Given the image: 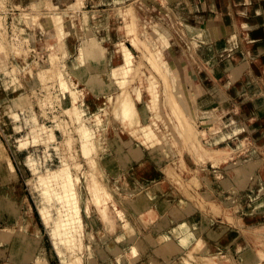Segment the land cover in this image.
<instances>
[{
  "label": "rangeland",
  "instance_id": "rangeland-1",
  "mask_svg": "<svg viewBox=\"0 0 264 264\" xmlns=\"http://www.w3.org/2000/svg\"><path fill=\"white\" fill-rule=\"evenodd\" d=\"M195 1L197 2V6L189 2V0H165L164 4L157 0H119L117 2L115 0H85L84 4L76 7L74 4L76 3V0H0V33L4 39V43H0V45L2 44V46H0V147L9 157L19 181V191L14 188L13 178H11L10 174H8L9 179L6 183V170L1 166L3 160L0 157V227L10 225L9 227L12 228L11 231H13L10 232V237L6 241L0 242V262L13 264L7 261V257L14 253V248L21 246L22 249H25V252L27 249L32 251L29 261L25 264H100L94 257V253L96 252L102 258L101 264L121 263L117 255L120 253V250L113 247L112 239L103 241L100 237L102 232H106L100 225H98L99 220L103 226H108V223L110 222L107 223L105 219H103V215L100 214L95 207L91 204L88 205V194L86 191L87 189H85L87 183L85 182L90 179L89 176L87 177V173L90 175V172H88L89 169H93L95 166H98L99 169L95 167L92 174L94 175L96 170H98L96 173L101 172L103 180H106L104 184H108L106 186L109 187L111 192L115 195H122V192L119 193L118 189L122 187L121 189L124 190L127 186L126 189L128 188V191L125 190V193H123L124 196L126 195V197L132 199L136 196V192L141 189L140 191H142L146 201L151 199L150 202H152L154 201V198L151 197V191H156L157 193L155 192L154 194L159 196V189L161 187H168L170 194L178 191L180 196L187 197L190 195L193 197V199L191 198L189 201L186 199V202L184 201L185 203L181 205H178V203L174 205L169 204L168 199L159 200L155 202L153 206L154 208H151L157 212H153L155 217L152 214H148V217L153 216V219L156 218L157 214H160L162 219L165 218V215L166 217L167 215H171L174 210L180 212V214H187V212L190 211L189 209H195L198 212L194 218L197 219L196 223L201 225L191 230L194 238L189 245L185 247H180L178 245V247H180L178 252L177 250H173V245L169 243L165 248V250H168V254H166L167 256H164L165 250L161 251L162 249L160 250L158 244L155 243L156 241H153L156 239L154 238L155 235L157 237V234L164 233L165 237H167L165 238L167 241H176V239L173 238L174 236L172 237V235L169 234L170 231H166L167 228L164 229L162 226L163 224L159 221V224L158 222L155 223L156 228L159 231L151 230L147 233V236H145V234L140 231L138 223H142L146 226L147 224H145V222H148L145 220L147 214L139 215L133 210L130 204H124L125 215L129 219L131 218L129 217L128 210L135 213L133 214L135 215L133 216V220H131L135 225L136 232L140 239L139 241H142L143 243L141 242V244H144L146 247L145 249L143 246L139 245V247H142L144 250L138 248L137 251L141 260H147L150 257L157 260L159 264H169L168 262L170 261H174L173 263L176 264H182L181 261H183L182 258L185 253H187L190 247L195 244L198 237H203L204 233L208 232L211 236L215 235L218 240L213 244L209 237L204 236L208 240L206 245L216 246V250L225 256L229 254L227 257H229L228 259H230L231 264H241L243 262L241 257H244L245 254L250 255L251 253L255 257H262V259H260L261 262L264 261V228H255L257 225L263 226L264 218L251 222L250 217L252 213L248 210L253 202H255L258 197L262 196L261 194H263L264 190L263 184L261 185V183L258 182V184L255 183L257 179L254 172L260 164H257L255 161L256 159L252 157V155H256V149L254 150V147L257 146L255 144V140L257 139L254 137L255 132L247 129L245 133H243L242 140L239 137L240 132H234L232 135L225 137L218 134L216 135L217 131L210 132L212 126L216 130L218 129L217 122L220 121V118L216 117L211 110L218 107L215 106V108L209 110L212 115L210 121H207L206 124L200 123L198 119H195L194 105H191L190 103L193 95L191 94V86L189 85L192 80L195 81L197 78L195 67L189 57V52L193 53L195 51L200 58L206 61V63L209 61L208 66L204 64L202 65V69L209 80L204 79L199 74L200 81L209 88L212 86H218L224 93L226 100H229V102L232 103L237 114L239 116H248L249 121L246 122V124L254 126L258 123V120H256L258 115L260 117L264 114V105H262V99H264V0H236L238 1L237 4H234L235 1H233V3L231 2V6L235 9L234 11H236V8L240 9L239 18L242 19V21L247 22L250 25L248 27H250L251 30L247 28L245 23L241 22V24L243 23V25L246 26L243 27L241 31L240 25L236 23V20H234L233 16L230 14L233 28L240 40V47L238 50L231 52L232 65L226 70H223L220 67L211 45L207 42L202 43L200 40L201 35H203L202 32L201 35H199L196 30H194V28H197V26H194V23H199L200 18H202L198 17L199 13L197 11L199 8L198 6L200 5V0ZM224 2L226 3V0H224ZM129 3L134 8L140 26L146 30L149 36L161 48L173 71L172 81L175 83V90L182 94L183 105H181V110L185 109V112L190 117V121L194 125L196 132H198L199 137L201 136L204 138L205 135L210 136L215 133L214 137H210L221 141L219 145L221 147V150H219L220 152L212 153L210 155H198L197 158L194 159L195 162L191 159V161L187 162L185 167L181 166L182 168H175V170L168 168H165L164 170L162 169L158 171L159 174L157 179L149 180L146 183H143V177L136 179L138 181L135 182V178L132 175L127 174V170L136 165L138 161L137 159L143 160L149 158L155 168L163 167L166 163L173 159H177L182 155L187 159L188 155L185 148L181 145L177 147L174 145H172L173 147L165 145L162 153H157L158 150L155 148H151L150 153L148 149H145L141 144L139 145L138 142H135L136 147H134V149L139 151V154L136 157L131 151H129L127 146L120 148L118 143L119 141L121 143V140L115 137L111 130L112 118H110V106L113 104L110 102L109 96L112 90H106L107 87H104L106 89L101 87L98 93L94 91L95 94L92 90H89V95L88 93H81L82 95L76 93L78 94L76 96L78 99L77 102L79 103L78 105L83 104V106L88 108L87 111L89 117L92 116L94 118L97 114L100 115L105 122L107 121L106 125L103 126L104 128L101 127L98 131L93 130L94 139L92 143H98L96 144V146L98 145V149L94 144L95 149L92 148L93 151H91V153L88 152V156L89 158L91 157V159H88L87 161V152H84L85 149L82 150L84 147H81L83 146L82 141L80 143L81 139H79L81 136L77 133L78 130H76L78 122L77 124L75 123L76 116L73 114V105L71 104V107L70 103L67 104L66 102L68 99L71 100L69 98L70 93H68V90L73 88L72 90L77 91L86 88L82 78L79 76L80 74L78 75L76 53L78 47L85 44L89 39H87L88 28L92 31L91 33L93 36L96 35V39L103 41L102 43L106 47L105 55L107 54L112 58L111 52L114 48L111 42L114 43L115 41L116 36L114 34L116 29L113 26H110V23L115 24L119 21V13L117 9L114 8L117 5L124 4L131 6ZM52 5H55L56 7L51 11L50 7ZM34 6L36 8L31 9V7ZM64 8H66V11L71 15V18L66 20L65 24L70 30L78 31V36L73 43L74 52L66 55V58H64L65 55L63 56L61 52L57 50L56 45H54L56 40L53 35V24L50 21L51 16L54 13H59L65 10ZM95 9H98L99 12H94L93 10ZM28 11L31 13L25 14ZM99 17L102 19L103 25H93V21L97 20ZM70 21L72 22V28L69 26ZM180 22L190 24L191 28L188 26L187 28H184V33L181 32V26L179 25ZM248 39L251 43L247 42ZM1 41L0 36V42ZM192 42L194 45L191 44ZM134 53L136 57H138L137 53ZM107 59L103 69L109 71L111 68V62ZM74 66L76 67L74 68ZM209 66H212L216 73L209 70ZM84 68L89 72L93 71L88 65L84 66ZM147 68L152 72L151 67L148 66ZM72 70H74L72 72L74 75L71 73ZM113 81L114 80H111L109 83L110 86H115L117 83ZM70 86L72 87L70 88ZM116 89H118L117 86ZM76 94H74V96ZM100 96L103 99V102H100L102 105L99 103L96 107L95 103L102 100ZM98 98H100V100ZM107 98L109 103L106 100ZM64 102H66L65 104L67 105H65ZM65 106H68V108L70 107L72 111L70 108H65ZM64 109L67 111H64ZM63 111L68 112L69 114H66L69 116L63 114ZM202 112L203 110H200V113ZM140 114L142 121H146L150 115L144 108H141ZM178 117L185 116L183 113H179ZM262 124H264V120L261 122V125ZM103 129L105 130L103 131ZM262 130L264 131V125L262 126ZM63 133H65L66 136ZM99 133H102L101 140H97L99 139ZM170 133L173 135L170 134V138L178 141L173 129H170ZM262 133L264 134V132ZM231 137H237V139H232ZM94 140L96 142H94ZM258 144V147L263 146L262 141ZM238 145L240 146L238 147ZM82 152H84V154H82ZM143 152L146 153L144 154L146 156L142 155ZM106 153H109L118 160L117 165L114 167L115 170L113 171L115 174V171L117 170L115 176L110 175L109 177L111 171L103 167L104 162L102 157ZM118 153L122 155L121 159H119V156L117 155ZM93 158L95 166L92 165V167H90L91 165L89 166V164H93L94 162ZM208 158L214 161V165L219 166V172L214 175V183L218 185V182L223 179L228 181L225 187H222L221 189L218 188V191L225 195L224 201H229L224 203L223 206L221 205L222 207L217 205L216 202L210 204L209 200L206 202L204 198V196L208 197L204 194L205 184H208L213 192L215 191L213 188L214 185L211 183L213 180L209 177L207 170L205 169V163ZM132 160L135 162H132L128 166V162H131ZM240 160H243L244 163L250 165L245 166L246 170L254 172L248 180L246 179L240 181L238 184H233L229 179L230 175L226 174L228 173V169H230L229 167L233 165V162L236 164ZM196 162L198 163L196 164ZM118 165L123 166L121 171L118 169ZM126 166H128V168ZM209 166L211 168L210 173L214 174L213 167H211V164ZM60 168H66L69 173V176L61 185V180L59 178L56 179L57 176H55V180L51 177V174L55 172L56 169L59 171ZM92 169L90 171H92ZM214 170H218V168H215ZM124 175L127 177V181L124 182L126 183L125 187L123 186L124 184L122 186L120 184ZM73 176H75L77 180L80 178L79 181H73ZM70 179L72 180V187L75 185L76 188H74L77 189L75 190L72 188V190L74 189L76 191L75 193L77 197L75 199L78 198L77 202L74 199V194L71 190H69V192L64 190L65 186L68 187V189L71 187ZM185 179H187V181ZM160 180L162 181L160 182ZM132 181L133 183H131ZM92 183L96 184V186L100 185L97 180L92 181ZM127 184H130V187ZM235 185L236 190L231 189L234 188ZM259 185L260 187L263 186V188L261 187V190L258 188ZM159 186L161 187L159 188ZM150 187L151 189H149ZM235 193H237V196L239 195L237 198L238 200L234 199L236 197ZM26 201L31 204L38 221L39 217L36 212V203H39L44 207L49 218L47 221L48 223L45 224L42 222V225L40 224L42 231L38 241H35L32 236L25 233L21 226H19L22 221V211ZM85 201L88 204H85ZM83 205L88 206L86 207L87 209L85 206L83 207ZM159 207L160 210L164 208L162 212L158 209ZM77 208L79 209L77 210ZM84 209L86 211H92L85 212ZM83 211L85 215L83 214ZM116 211L117 210L113 208L110 217L113 216L112 218L115 217L116 219L118 217L117 221L119 222L120 220L121 222L122 214L117 212L119 214L117 215ZM220 211H224L227 216L226 225L228 228L224 226V222H217L211 218L209 221L208 216L204 213L209 212L218 214ZM78 214H80V217L83 216L80 221H78ZM234 216L237 217V222L235 221ZM92 217H95L97 222L94 226L87 222L92 220ZM188 218V215H184V219L181 222L189 223ZM219 220L221 219L219 218ZM79 223L81 225L80 228H84L81 229V232L79 229ZM210 223L212 224V227H209ZM57 224H59L58 229L60 233L55 236L56 240H52L49 228L50 226L53 227L55 225V228L53 229L55 230ZM84 224L85 226H83ZM222 227L224 231L222 230ZM241 228L246 229V231L244 232ZM93 231L98 233L95 234ZM88 237L91 238H89L90 241ZM79 238H82L81 241ZM150 238H154L153 241L150 240ZM145 239L148 245L146 244ZM237 239H243L244 246L248 244L247 249H245V247L243 249V247L239 245L238 247L236 244ZM158 243L160 244V241ZM240 243L241 240L239 244ZM34 244L36 247H33ZM79 246H81V249H79ZM237 248L238 250H236ZM139 249L143 252L139 251ZM147 249H149L151 254L146 258H143ZM154 249L156 250L154 251ZM254 250L256 251L254 252ZM258 250L260 251V256L263 254L261 257L257 254ZM157 251L161 252L158 253ZM152 253L157 257H154ZM108 254L112 257H108ZM160 254H163V256H159ZM234 255L237 257L234 258ZM36 256L40 258L42 257V259L38 260L36 258L38 260L36 262V260H34ZM127 258L129 259V256Z\"/></svg>",
  "mask_w": 264,
  "mask_h": 264
},
{
  "label": "bare ground",
  "instance_id": "bare-ground-1",
  "mask_svg": "<svg viewBox=\"0 0 264 264\" xmlns=\"http://www.w3.org/2000/svg\"><path fill=\"white\" fill-rule=\"evenodd\" d=\"M115 1L117 2L119 0H115ZM157 1H159L160 3H163V4L165 2V0H157ZM84 2H85V0H76V3H74V4L76 7H78V5L84 4ZM52 6L50 7L51 11H52V9L54 10L56 7L55 5L53 7ZM33 8H36V7L35 6L31 7V9H33ZM64 9L65 10H63L59 13H54L51 16L50 21L52 22L53 28H54L53 35H54L55 40H56V43L54 45H56L57 50H59L63 56L65 55L64 58H66V55L74 52L73 43L78 36L77 35L78 31L70 30L69 27L65 24V21L69 20L71 18V15H70V13H68L66 11L67 10L66 8H64ZM114 9H117V11L119 13V16H118V19H119L118 22L119 23L118 22H116L115 24L110 23V26H113L116 29V32L114 34L116 36L115 41H114V43L111 42V44L114 48L113 51L111 52L112 58H110L109 55H107V54L105 55L106 47L103 45V43H102L103 41H99L98 39H96L95 38L96 35L95 36L92 35V33H91L92 31L90 30V28H88V30H87V36H88L87 39L88 38L89 39L85 42V44H82L78 47V51L76 53V56H77L76 57V60H77L76 65L78 66V70H77L78 75L80 74L79 76L82 78L83 83L85 84L86 88H83V89L77 90V91L72 90L73 88L71 90H68L69 91L68 93H70L69 98L71 100L68 99V101H66V102H67V104L70 103V105L71 104L73 105V107H72V105H71V107L74 110V113H73L74 116H76L75 117L76 118L75 123L77 124V122H78V125L76 127V130H78V132L77 131L76 132L79 133L81 136V138H79V139H81L80 143L82 141V145H83L81 147L82 148L84 147L82 150L85 149L84 152H87V156H88V154L91 153V151H93L92 148L95 149L94 148L95 143L94 144L92 143L93 139H94L93 130L98 131V129H100L101 127L106 125L107 121L105 122L103 120V118H101V116L97 115V114L96 115L93 114V115H95L94 118L92 116L89 117L88 111H87L88 108L83 106V104H80L82 106L78 105L79 104L77 102L78 99L76 98V96L78 94H76V93H79V94L88 93V95H89V92H90L89 90H92L93 93L95 94V92L98 93L100 91L101 87H103V88L107 87V89L106 88H104V89H106V90L111 89L112 90V92L109 96V100L113 104L111 106L109 105L111 107L110 108L111 109L110 110V112H111L110 118H112L111 119V122H112L111 130H112L113 135H115V137H117L121 140V143H120V141H119L120 144L118 143V146L120 148L127 146L129 151H131L136 157V156H138L139 151L134 149V147H136L135 142H138L139 145L141 144L145 149H148V151L150 153H151V148L157 149L158 150L157 153H162V150L164 151L165 145H170V147L172 145H174L175 147L181 145L182 147L185 148L187 155H188L187 159H185L184 156L182 155V156L178 157L177 159H173L170 162L166 163L165 166L156 167V168L154 167L152 161L149 158H146L143 160L137 159L138 161H137L136 165L133 168L127 170V172H128L127 174L132 175L135 178V182L138 181L136 179H140L143 177L142 178L143 183H146L149 180L157 179V176L159 174L158 171H160L162 169L164 170L165 168H168L171 170H175V168L176 169L179 167L182 168V167H185V165H187V162L191 161V159H193V162H195L194 159H196L198 155H201V154H209L210 155L212 153L220 152L219 150H221V147L219 145H220L221 141H218L215 138L209 137V135L206 136L204 133H203L205 135L204 138L201 136L199 137V134H198V132H196L194 125L192 124L189 116L185 112V109L181 110V105H183L182 97H181L182 94L180 92H176V90L173 88V81H172V79H173L172 74L173 73H171V71H170L169 63L166 60L164 53L162 52L161 48L149 36V34L146 32V30H144L142 27L139 26L138 22L136 21V19L134 17V14L132 11L133 8L131 9V7L128 4H124V5H117ZM34 11H36V10H34ZM93 11L99 12L98 9H95ZM108 11H110V10H108ZM30 13L31 12L28 11L25 14H30ZM108 19H109V14H108ZM69 24H70L69 26L72 28V22L71 21ZM93 25H103L102 19L99 17L97 20L93 21ZM179 25L181 26L180 30L183 33H184V28H187L188 26H189V28H191V25L187 24L185 22H180ZM243 27H246V26L243 25V23L241 24V22H240L241 31H242ZM194 30H196L197 34L201 35L202 30L199 27L194 28ZM94 33H96V32H94ZM242 35H244V34H242ZM0 36H1V40H2L0 43L3 44L4 39H3V36L1 35V33H0ZM245 38H247V37H245ZM188 40H190V39H188ZM200 40L202 41V43L206 42L203 35H201ZM247 42L251 43V41L249 39L247 40ZM2 44L0 46H2ZM191 44H193V42ZM174 45H175V43H174ZM205 45H207V44H205ZM189 50H190V48H189ZM134 52L137 53L138 57H136ZM63 56H62V58H63ZM59 57H61V56H59ZM189 57L191 58V60L193 62L197 77L199 78V74H200L204 79L209 80V78L205 75L204 70L202 69V65L204 64V65L208 66L209 61H207V63H206V61H204L202 58H200L198 56V54H196L195 51L193 53L189 52ZM106 59L111 62V68L109 71H106L105 69H103L104 64L106 62ZM84 64H86V65H84ZM87 65H88V67H90L93 70L92 72H89L87 69L84 68V66H87ZM147 65L149 67H151L152 72L150 70H148ZM75 67L76 66H74V68ZM209 70L215 72V70L213 69L212 66H209ZM73 71L74 70H72L71 73ZM27 73H29V72H27ZM71 73L69 72L70 75H71ZM78 80H80V79H78ZM111 80H114L115 83L117 82L118 85H117V83L116 84L113 83V84H115V86L114 85L110 86L109 83L111 82ZM59 81H61V80H59ZM69 82H70V80H69ZM116 86L118 87V89H116ZM71 87L72 86H70V88ZM64 94H66V93H64ZM74 94H76V95L74 96ZM78 97H80V96H78ZM100 98H101V96H100ZM100 98H98V99L100 100ZM105 98H106V95H105ZM106 100L109 103L108 98ZM101 101L103 102V99L98 101V103H95L96 104L95 106L97 107ZM66 102H64V104ZM67 104H65V105H67ZM66 107L68 108V106H65V108ZM179 107H180V110H179ZM141 108H144L150 114L149 118L146 121H142V119H141V114H140ZM211 108H215V106H212ZM72 109L70 108L71 111H72ZM65 110L66 109H64V111ZM211 110L214 112V115L216 117H219L218 116V111H219L218 108L211 109ZM64 111H63V114L68 113V112H64ZM102 113H100V114H102ZM105 113H106V111H105ZM179 113H181V114L183 113L185 117H178ZM68 114H66V116ZM215 116H213V117H215ZM91 118H93V119H91ZM178 120H180V121H178ZM229 121L231 122V120H229ZM65 125H63V126H65ZM170 129H173V131L176 133L175 137H177L178 141H175V140H173V138H170L171 137L170 136V134H171ZM104 130L105 129H103V131ZM65 131H66V129H65ZM214 131H216V129L212 126V128L210 129V132H214ZM63 134H65V133H63ZM98 135H99V139H97V140H101L100 138L102 136V133H99ZM200 135H202V134H200ZM65 136H66V134H65ZM232 139H237V137H234ZM262 139H263L262 137L257 138L255 140V144L258 146L259 145L258 143H261V141H263ZM94 142H96V141L94 140ZM21 144H23V143H21ZM96 144H98V143H96ZM96 144H95V147H97V149H98V145L96 146ZM239 146L240 145H238V147ZM84 152H82V154H84ZM117 155L119 156V159H121L122 155H120L119 153ZM0 157L3 160V163L1 166H3L6 170L5 171L6 183H7V180L9 179L8 174H10L11 178H13L12 180L14 183V188L19 191V185H18L19 181H18V176L16 174V171H15L12 163L10 162L9 157L7 156V154L5 153V151L1 147H0ZM88 159H91V157L89 158V156H88V158L86 160L88 161ZM102 159L104 162L103 167H105V169H109L111 171V173H113V171L115 170L114 167L117 165L118 160H116L114 158V156L110 155L109 153L104 154ZM122 160H121V162H122ZM90 161H92V160H90ZM90 161H89V163H90ZM93 161H94V158H93ZM94 163H95V161L93 162V164L90 163L89 166L90 165H91L90 167H92V165L95 166ZM197 163L198 162H196V164ZM213 165H214V163H213ZM75 166H77V165H75ZM245 166H250V165L244 163L243 160H240L236 164H234V162H233V165L229 167L230 169H228V173L226 175H230L229 179L231 180V182L233 184H238L240 181H244L246 179L248 180L251 177V174L254 171L246 170ZM95 167L93 169L91 168L92 171H90L91 169H89L88 172H90V175L92 174V172H94ZM96 168H98V166ZM197 168H199V167H197ZM195 170H196V168H195ZM96 171H98V170H96ZM96 171H95V174L94 175L92 174L91 176L87 173V177L89 176L90 179L87 178L88 181L85 182V183H87L86 187H85V183H84V187H85V189H87L86 191L88 194V203L89 204L86 203V201H85V204H88V205L91 204L93 207H95L98 210V212L103 215V219H105V221L107 223L111 222L113 220V218H112L113 216L110 217V213L113 210V208L117 210L116 211L117 215H119L120 213L122 214L121 215L122 216L121 222L119 220V228H120L119 232L117 234L113 235L112 237H109L106 233L102 232L100 234V237L102 238V240L105 241L107 239H112L113 247L120 250V253L117 254L119 257V261L121 262L120 264H159V262L157 260H155L154 258L149 257V259H147V260H141L140 259L139 253L137 252L138 248H140L139 245L143 246V248H145V249H146V247L144 246V244H141L142 241L141 242L139 241L140 239H139L138 234L136 232L135 225H134L133 221L125 215V211H124V204L128 203L131 205L133 210L139 215H145V214H147V215L152 214L153 215L154 214L153 212H156V211H154V209H151V208H154L153 207L154 205H152L150 202L151 199L149 201H146V199L143 196L142 191H140L141 189L138 190V192H136V196L132 199L126 197V195L124 196L123 194L120 196L117 194L115 195L113 192H111L110 188L106 186L108 184H106V185L104 184V182H106V180H103V176H102L101 172L96 173ZM116 171H115V174L113 173L114 175H116V173H117ZM196 173H198V172H196ZM68 174L69 173H68L66 168L65 169L60 168L59 171L56 169V171L51 174V177L54 178V180H55V176H57L56 179L59 178L61 180L60 181V185H61L64 183V180H66V178L69 176ZM79 179L77 180L76 177L73 176V181L76 182V180L79 181ZM96 180L100 183L99 186H96V184L92 183V181H96ZM126 181H127V177L124 175L122 178V181H120L121 186L124 184L123 186L125 187L126 183H124V182H126ZM161 181L162 180H160V182ZM206 182H207V180H206ZM155 183H157V182H155ZM70 184H71V187H69V189H68V187L65 186L64 190L66 192L67 191L69 192V190H71V192H73V194H74V199H75L77 197L75 190H77V189H75L76 188L75 185H73L75 188L72 187V180L71 179H70ZM73 184H74V182H73ZM127 185L129 186L130 184H127ZM126 187L124 190L128 189V188L126 189ZM72 188H74L75 190L74 189L72 190ZM131 188H133V187H131ZM149 189H151V187ZM115 191H116V189H115ZM155 192L151 191V197H153L154 199L157 196V194H154ZM127 194H128V192H127ZM152 194H154L155 196ZM204 194L206 195V193H204ZM24 198H25V196H24ZM191 198L193 199L192 196H191ZM77 199H75L76 202H77ZM211 200H209L210 204L213 203ZM227 202H229V201H225L224 203H227ZM179 204L181 205L183 203L180 202ZM84 206L85 205H83V207ZM83 207H81V208H83ZM86 207H88V206H85V208ZM78 209L79 208H77V210ZM158 209L160 210V207ZM163 209L160 211L162 212ZM159 210H158V212H159ZM248 210L252 213V215L250 217L251 222H254L255 220L263 219L264 218V195L259 197L255 202H253L252 206ZM84 211L89 212L92 210L86 211L84 209ZM84 211H83V214H84ZM36 212L38 214L39 221L36 219V216L34 214V211H33L31 204L28 201H26L24 203V206H23L22 219H21L22 221H21V224H19V226H21L22 230L25 233H28L30 236H32L35 241H38L40 236H41V228H40L39 222H41V223L44 222L46 224V223H48L47 221L49 220V218H48L47 213L44 210V207L39 203H36ZM117 212H119V214ZM11 213H12V211H11ZM164 213H163V215H164ZM80 214H78V216ZM196 215L197 214H191L188 218L189 223L188 222L186 223V222H181L183 220L184 214L181 213L179 216H175L174 211H172L171 220L173 219L174 223L171 225H167L169 223V221H168V218L166 217V215L164 216L165 218L161 219V223L163 224L162 226L164 229L167 228L166 231H168V232L170 231L169 234H171L172 237L174 236L173 238H175L176 241H172V240L167 241L165 239V238H167V237H165V233L164 234H157V237L155 235L154 238H156V239L153 238L154 241L151 238H150V240H152L153 242L156 241L155 243L158 244V246L160 247V250L162 249L161 251H164L165 248L167 247V245L169 243H171L173 245V247L175 246L174 248H176V249H174L172 247V249L175 251L177 250V252H178L180 247H185V246L189 245L191 240L194 238V235L192 234L191 230H193L196 227H198L199 225H201V224L198 225V223H196L197 219L194 218ZM121 216H119V217H121ZM82 217L83 216H81V217L79 216L78 221H80ZM86 217H87V213H86ZM117 219H118V217H117ZM14 220H15V218H14ZM87 222H89L90 225H92V226H94V224L97 223L95 217H92V220L87 221ZM191 222H193V223H191ZM145 224H148V222H145ZM158 224H159V222H158ZM58 225L59 224H57L56 229H55L57 231L53 230L55 228V225L53 227L50 226V228H49L50 229L49 233L51 235L52 240H56L55 236L58 235V233H60V231L58 229ZM79 225H80V223H79ZM9 226L0 227V242L6 241L10 237V232H13V231H11L12 228H10ZM45 226H48V225H45ZM83 226H85V224ZM191 226H192V228H191ZM259 226L260 225H257L255 228H262V229L264 228V224H263V226H260V227ZM66 227H67V225H66ZM80 227H81V225L79 226V229L81 232V229H84V228H80ZM65 229H67V228H65ZM160 229H162V228H160ZM19 230H20V228H19ZM122 231H123V234H122ZM93 232L95 233V231H93ZM82 233H83V231H82ZM97 233H95V234H97ZM89 234H90V232H89ZM82 235H84V234H82ZM145 236H147V234ZM149 236H151V235H149ZM90 237H88V239ZM147 238H149V237H147ZM81 239H80V241H81ZM90 239H89V241H90ZM15 240H17V239H15ZM158 240L160 241V244L158 243L159 242ZM240 240H241V243L239 244ZM80 241H78V242H80ZM207 241H208L207 238H205L204 236L198 237V239L195 241V244H193L190 247V249L187 251V253H185V255L183 256V258H182L183 261H181L182 264H231L230 259H228L229 257H227L229 254H227V256H225L224 254L219 253L216 250L217 249L216 246L206 245ZM91 242H92V240H91ZM236 244H237V246L239 245V246L243 247V249H244V247H245V249H247V247H248V244H246L244 246V240L243 239H237ZM78 245H79V243H78ZM80 245H81V243H80ZM178 245L180 247H178ZM81 246H79L80 247L79 249H81ZM33 247H36V245L34 244ZM151 247H153V246H151ZM94 248H96V247H94ZM143 248H142V250H143ZM140 249H139V251H141V252L144 251V250L142 251ZM14 250H15V251H13L14 253H12V252H11L12 254L9 253L11 255H9V257H7L8 258L7 261H9L13 264H25L27 261H29L31 254H32L31 253L32 251H29L27 249L25 252V249H22L21 246H19L18 248H14ZM155 250L156 249H154V251ZM236 250H238V248ZM167 251L168 250L166 249L165 253L163 252L165 254L164 256H167L166 255V254H168ZM255 251L256 250H254V252ZM160 252H158V253H160ZM182 252H180V253H182ZM243 252H245V251H243ZM259 252L260 251L258 250L257 254H259ZM161 255L163 256V254H160L159 256H161ZM255 255H256V253H255ZM262 255L263 254H261V256ZM128 256H129V259L127 258ZM259 256H260V254H259ZM104 257H105V255H104ZM36 258L38 260L42 259V257L40 258V257L36 256L34 258L36 260V262L38 261ZM260 259H262V257L261 258H258V256L255 257L252 255V253L250 255L245 254L244 257H241V260H243V262L241 264H264V261L261 262ZM117 261H118V258H117ZM93 262H94V260H93ZM173 262L170 261L168 263L169 264H176Z\"/></svg>",
  "mask_w": 264,
  "mask_h": 264
},
{
  "label": "crops",
  "instance_id": "crops-1",
  "mask_svg": "<svg viewBox=\"0 0 264 264\" xmlns=\"http://www.w3.org/2000/svg\"><path fill=\"white\" fill-rule=\"evenodd\" d=\"M233 1H235L234 4H237L238 1L236 0H226V3L224 2V0H200V5L198 6V13H199V18L200 21L199 23H194V26L199 27L202 30L203 36L206 39V42L208 44L211 45L212 50L215 54V58L217 59L218 63L220 64V67L223 70H226L228 68H230V66L232 65V58H231V52L234 50H238V48L240 47V40L238 38V35L235 33V30L233 28L232 22L230 20V14L233 16V19L236 20V23L238 25H240V22H243L247 25V28L249 30L250 26L247 22L242 21V19L239 18V14H240V9L236 8V11H234L235 9H233L234 7L231 6V2L233 3ZM189 2L193 3L195 6H197V2L195 0H189ZM130 4V3H129ZM131 5V4H130ZM131 9L133 8V6H130ZM133 14L134 17L137 20L134 8H133ZM139 24V22H138ZM140 26V24H139ZM141 27V26H140ZM170 71L171 73L173 72L171 67H170ZM188 72V71H187ZM196 81V82H195ZM192 80V82H190V86H191V94L192 99L190 100L191 105H195L194 106V110H195V119H198L200 123L203 124V122L206 124L207 121H210L212 118V115L210 114V109L212 106H216L218 107V116L220 117V121L217 122V126L218 129L216 130V135H220V136H228V135H232V133L234 132H240L239 133V137L242 140L243 139V133H245V131L247 129H249L252 132H255L254 137L258 138L259 136H262V142H263V146L262 147H258L255 146L254 150L256 149V155H252V157H254L258 163H260L257 168L255 173V177L257 179V181H255L256 184L261 183V185H264V134L262 132H264L262 130V126L264 124L261 125V122L264 120V114L261 115L256 120H258V123H256L254 126L246 124V122H248V116L246 115H241L239 116L236 112V110H234V106L232 105L231 102H229V100H226V97L224 95V93L220 90V88L218 86H212V87H207L205 86V84H203L200 79L197 77L196 80ZM173 88H175V83L173 82ZM264 99H262V105H264L263 103ZM196 108V109H195ZM200 110L203 112L200 113ZM229 117V118H228ZM190 118V117H189ZM203 119V120H202ZM228 120H231L228 121ZM261 121V122H260ZM242 133V134H241ZM215 134V133H214ZM213 135H210L212 137H214ZM209 136V137H210ZM146 153H142L143 156ZM215 160V159H214ZM135 161H131L128 162V166ZM214 161L210 160L209 158L207 159L206 163H205V169L207 170V173L209 175V177L212 179L214 177V175L219 172V166L217 165H213ZM211 167H213V172L214 174H211ZM158 165V164H157ZM126 166V167H128ZM118 168L120 170H122L123 166L118 165ZM215 168H218V170H214ZM262 170V171H261ZM110 175L115 176L114 174L110 173ZM131 179V178H130ZM214 179V178H213ZM212 179V180H213ZM187 181V179H185ZM215 181L213 180L211 183L214 185V192L213 190H211V187L208 184H205V193L208 196L204 197L205 200L207 201L208 199L211 200L212 202H216L217 205H219L220 207L223 206L224 204V200H225V195H223L221 192L218 191V188L221 189L222 187H225V185H227V180L223 179L220 182H218V185L216 183H214ZM258 182V183H257ZM133 183V181L131 182ZM133 185V184H132ZM161 186H159L160 188ZM263 188V186H261ZM260 185L258 186V188L261 190ZM158 188V189H159ZM208 189V190H207ZM231 189H235L236 190V185L234 186V188ZM264 189V188H263ZM259 190V191H260ZM119 193L123 194L125 193V190L123 189H118ZM160 191V195L157 196L154 201L151 202L152 205H154L155 202L159 201V200H166L168 199L169 204H179L181 203H185L186 199L187 201H189L191 199V196L188 195L187 197L184 196H180L179 192H172V194H170V191L168 189V187H161L159 189ZM176 191V190H175ZM211 193V194H210ZM261 194V192H260ZM262 196L264 195V190H263V194H261ZM235 198L236 200H238V196L237 193H235ZM259 198V197H258ZM185 201V202H184ZM222 205V206H221ZM190 211L187 212V214H184L185 216L188 215V217L191 214H197L198 212L195 209H189ZM129 211V217L133 220V214H135L134 212ZM193 211V212H192ZM206 216H208L209 221L210 218L212 220H215L217 222H224L225 223V227H227L226 225V214L224 213V211H220L218 214H213V213H209V212H204ZM167 214V213H166ZM174 215L175 216H179L180 213L176 210H174ZM232 216V215H231ZM182 217V216H181ZM235 217V221L237 222V217ZM168 218V225H171L172 223H174V220H171V215H167ZM219 218L221 220H219ZM184 219V217H183ZM225 219V220H224ZM99 220V219H98ZM135 220V219H134ZM146 221H148L149 223L147 224V226L143 225L142 223H138V227L139 229L146 235L150 230H155V231H159L156 228L155 223L161 221V215L157 214L156 218L153 219V216L148 217V215L145 218ZM235 222V223H236ZM41 224V222H39V225ZM108 226H103L99 220V225L105 230V232L107 233L108 236H113L115 234H117L120 230L119 228V222L117 221V219L114 217L112 222L108 223ZM42 225V224H41ZM40 225L41 231H42V227ZM236 225V224H235ZM219 226V225H217ZM239 226V225H237ZM209 227H212V224H209ZM233 228V227H231ZM246 228V227H245ZM222 230L224 231L223 227ZM241 230H243L244 232L246 231V229L241 228ZM208 232L204 233V236H207L210 238V241L215 244L218 240V238L215 235H209ZM146 241V239H145ZM147 244V241H146ZM148 245V244H147ZM232 248V247H231ZM150 253L149 249L146 250L145 255L143 256V258H146ZM152 255L154 257H156V255H154L152 253ZM95 259L97 262H99L100 264L102 263V258L99 256V254H97V252L94 255ZM108 257H112L110 254H108ZM237 256L234 255V258H236ZM35 260V259H34ZM4 262H0V264H2ZM5 264V263H4Z\"/></svg>",
  "mask_w": 264,
  "mask_h": 264
}]
</instances>
